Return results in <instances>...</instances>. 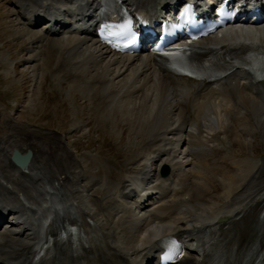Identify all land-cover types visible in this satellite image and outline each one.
I'll list each match as a JSON object with an SVG mask.
<instances>
[{
    "label": "bare ground",
    "instance_id": "obj_1",
    "mask_svg": "<svg viewBox=\"0 0 264 264\" xmlns=\"http://www.w3.org/2000/svg\"><path fill=\"white\" fill-rule=\"evenodd\" d=\"M22 1L24 10V4L29 5V24L35 28L43 18L63 16L78 4L89 14L102 0ZM130 1L132 7L139 4L150 10L174 2ZM73 18L77 28L59 26L60 23L48 27L46 35L65 34V39L51 41L48 36L28 31L35 37L32 43H43V64L54 75L65 74L73 85L91 88L92 101L98 106L112 107L117 101L114 89L125 90L127 100L136 99L139 104L134 110L139 117L136 138L140 140L131 141L128 152L132 159L119 162L120 177L106 174L105 181L96 184L100 187L95 195L90 193L95 186L86 183L88 176H94L88 175L84 166L79 169L73 155L64 154L58 161L36 160L34 148L50 144L45 134L26 140L34 157L24 170L10 159V151L24 152V143L12 144L14 135L3 139L0 225L6 213L18 214L26 221L19 230L0 234V264H34L32 260L45 245L54 254L47 264H105L115 259L147 264L155 256V237L170 233L187 241L190 247L180 264H208L210 247L231 248L233 255L246 257L241 250L244 245H259L262 239L247 221L252 219V212L264 206V81L258 82L253 72L242 69L216 79L214 84L159 73L150 55L110 54L95 39L85 19ZM258 30L249 46L264 50V28ZM236 36V40L243 37L242 29ZM237 44L243 47L239 41ZM213 47L216 51L226 49L227 40H219ZM257 58L260 60L250 63L253 69L264 60L262 55ZM124 75L130 82L118 86L115 80ZM176 111H180L181 120L174 119ZM256 133L262 137L257 144L259 154L244 139ZM168 135L172 138H166ZM60 148L57 153L62 152ZM150 152L158 158V166L169 164L172 173L168 178H161L158 166L151 173L146 167H130L134 158L147 159ZM148 176L155 180L148 181ZM156 194L160 197L149 205L152 210L145 212V202ZM72 226L77 228L76 235L71 232ZM47 232L54 238L48 239ZM235 260L239 262V258Z\"/></svg>",
    "mask_w": 264,
    "mask_h": 264
},
{
    "label": "rangeland",
    "instance_id": "obj_2",
    "mask_svg": "<svg viewBox=\"0 0 264 264\" xmlns=\"http://www.w3.org/2000/svg\"><path fill=\"white\" fill-rule=\"evenodd\" d=\"M16 4H23V1L0 0V142L14 135L12 144L15 141L24 143L23 151H27L29 148L25 142L28 137L45 134L50 138L47 143L50 144L44 148L34 145L36 160L51 158L58 161L64 154L73 155L76 166L79 169L84 166L89 172L87 174L94 176L90 178L87 175L90 185L105 181L104 177L108 173L117 175L116 179L119 178V162L131 158L132 153L128 152L131 141L140 140L136 138L140 125L138 113L134 110L139 107L137 100L133 98L135 100L128 101L124 94L126 92H123L125 90L114 89V101H117L113 106H98L92 101L94 91L91 88L85 84L73 85L65 74L54 75L43 64L46 57L41 54L43 43H32L35 37L28 32L33 30L44 35L46 27L42 24L30 28L29 22L24 20L26 15ZM53 38L65 39V35H49L47 40L52 41ZM46 43L47 41L44 42ZM120 79L115 80L117 85L124 81L130 82L127 75ZM114 109H117L116 113ZM127 111H130V115H127ZM174 117L176 120L180 117L181 120L180 111H176ZM168 136L166 138H172L171 135ZM244 139L248 145L256 148V153L259 154L257 144L262 141L261 135H245ZM59 147L62 149L61 153H57ZM77 153L79 158L75 156ZM154 155L153 152L148 155L149 160L144 156L134 158V161H131L134 166L131 164L130 167L135 170L144 166L153 169L157 165ZM193 184L195 187V183ZM98 188H93V191L96 189L95 195ZM8 227L6 226L0 234Z\"/></svg>",
    "mask_w": 264,
    "mask_h": 264
},
{
    "label": "water",
    "instance_id": "obj_3",
    "mask_svg": "<svg viewBox=\"0 0 264 264\" xmlns=\"http://www.w3.org/2000/svg\"><path fill=\"white\" fill-rule=\"evenodd\" d=\"M33 157V152L29 150L27 154L23 155L18 150H15L12 156V160L21 169H26Z\"/></svg>",
    "mask_w": 264,
    "mask_h": 264
}]
</instances>
